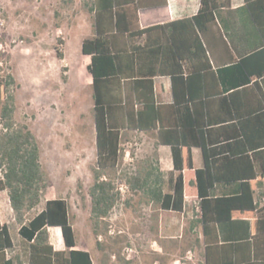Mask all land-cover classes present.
Returning a JSON list of instances; mask_svg holds the SVG:
<instances>
[{"label":"trees","instance_id":"16d2710c","mask_svg":"<svg viewBox=\"0 0 264 264\" xmlns=\"http://www.w3.org/2000/svg\"><path fill=\"white\" fill-rule=\"evenodd\" d=\"M83 2L93 13L94 26V36L83 40L81 52L90 58L96 162L89 196L95 227L119 197L111 174L121 157L123 136L131 131H156L157 144L171 148L176 172L170 179L171 192L163 191L154 165L144 174L129 177L130 188L143 192L162 210L181 212L186 197L199 200L195 215L203 232V264H264V206L259 207L255 198L257 189L264 190V96L256 113L238 112L249 105L244 97L259 91L256 81L249 85L252 77L264 75V0H245L260 45L216 74L207 56L206 35L215 13L230 7V0H201L197 15L185 20L184 32L167 35L164 26L142 29L139 25L140 10L166 6L165 0ZM184 60L191 63L187 70L180 63ZM159 75L170 76V104L156 103L153 78ZM11 84V74L0 75L4 126L0 192L7 191L21 223L25 213L39 205L49 179L35 136L27 126L15 123ZM229 108L236 113H227ZM193 147L202 151L200 169H193ZM216 184L233 185L234 192L214 197L210 193ZM50 227L60 228L53 230L62 235L65 250H54L50 244ZM18 233L28 243V264H93L91 254L76 246L69 205L62 198L46 200ZM11 248L9 230L0 224V264H14L5 253Z\"/></svg>","mask_w":264,"mask_h":264},{"label":"rangeland","instance_id":"374dc122","mask_svg":"<svg viewBox=\"0 0 264 264\" xmlns=\"http://www.w3.org/2000/svg\"><path fill=\"white\" fill-rule=\"evenodd\" d=\"M92 36V14L83 0H0V75L13 77L9 94L15 123L35 136L49 179L25 220L46 200L62 198L69 205L77 247L91 254L93 264H203L196 235L155 233L158 204L128 184L129 177L156 167L151 134L123 136L111 174L119 197L94 225L89 196L96 162L93 99L89 58L81 53L82 41ZM3 127L0 119V131ZM11 235L14 242L20 238Z\"/></svg>","mask_w":264,"mask_h":264},{"label":"crops","instance_id":"0c3cea01","mask_svg":"<svg viewBox=\"0 0 264 264\" xmlns=\"http://www.w3.org/2000/svg\"><path fill=\"white\" fill-rule=\"evenodd\" d=\"M165 1L166 6L160 8L143 9L139 11L140 28L143 29L152 26H164L166 35L170 33L180 34L185 30V20L191 19L192 17L197 15L201 0ZM90 13L92 14L93 20V13ZM168 25H172L173 27H168ZM206 36L208 47L207 56L215 74L217 73V70L224 69L227 66L237 63L240 59L253 54L256 46L260 45L261 42L256 26L251 20L247 9L245 8V0H230V7L219 9L215 13V22L212 24ZM184 50V52L187 51L186 49ZM85 57L89 58L88 56ZM180 63L182 68L186 70L191 64L188 60L181 61ZM255 81L259 85V91H257V93L252 92L244 97V101L248 102L249 105L245 106L244 108H238L239 113L253 114L258 110V102L260 103L261 95L264 96V75L261 77L253 76L249 85H251ZM153 83L156 103H172L173 94L170 76H155L153 78ZM234 112L236 113L233 108H229L227 113L233 114ZM128 133H142L152 135L153 147L156 155L154 159V164L156 165L155 173H158L161 177L163 191L166 193H170V179L173 178V176L176 174L173 168L170 146L157 144L156 131H131ZM191 152L193 169L202 168L204 163L201 149L193 147L191 149ZM0 177H2V175H0ZM233 192V185L216 184L210 194L214 197L227 196L231 195ZM260 193H263V195H261ZM255 198L256 200H258L257 203L259 204V207L264 206L263 189L256 190ZM157 207L158 208L156 210L160 213L154 220L153 225L155 233L158 232L161 236L165 235V238H167L166 236H168V234H180V237H182L184 234H195L196 242L198 241V244H200L203 259V232L201 226L198 224V222H196L197 216L195 215V213H199V200L196 199V197H186L184 199V204L181 212L162 210L159 204ZM28 220H25L24 215L23 221L21 223L18 222L10 206L7 191L0 192V224H5L7 226L12 240V248L6 250L5 253L7 258L14 259V264H28L26 259L28 243L18 233L21 224L26 223ZM54 228L60 229L59 227L48 228L49 242L53 246L54 250H65L64 242H60L62 235L60 238L58 234H55L53 230ZM11 231H13L20 237L17 242L13 241ZM51 236L54 237V241H51ZM173 237L175 238L176 236Z\"/></svg>","mask_w":264,"mask_h":264}]
</instances>
